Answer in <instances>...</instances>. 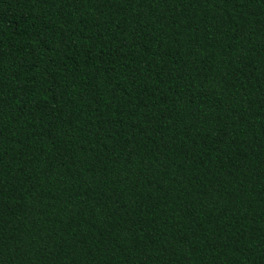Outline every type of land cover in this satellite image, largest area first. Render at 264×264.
<instances>
[{"label":"trees","instance_id":"16d2710c","mask_svg":"<svg viewBox=\"0 0 264 264\" xmlns=\"http://www.w3.org/2000/svg\"><path fill=\"white\" fill-rule=\"evenodd\" d=\"M0 264H264V0H0Z\"/></svg>","mask_w":264,"mask_h":264}]
</instances>
